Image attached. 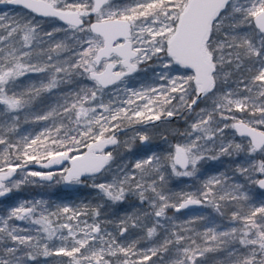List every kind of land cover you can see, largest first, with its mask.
Segmentation results:
<instances>
[{"label": "snow or ice", "instance_id": "6c2138e0", "mask_svg": "<svg viewBox=\"0 0 264 264\" xmlns=\"http://www.w3.org/2000/svg\"><path fill=\"white\" fill-rule=\"evenodd\" d=\"M0 4L29 13L16 19L0 15V197L29 177L51 182L58 175L55 183L89 188L98 198L94 206L60 203L53 209L32 200L8 208L0 215V264H36L39 257H63L64 264H145L157 257L164 264V254H172L169 264H208L207 254L219 251L227 253L223 264H264V199L253 200L245 185L230 183L224 172L203 179L193 192L166 187L171 176L196 177L202 161L241 156L245 162L234 161L232 171L264 190V178H256L264 176V0ZM37 17L63 26L46 31ZM61 32L64 37L57 39ZM66 52L70 56L63 59ZM150 62L155 86H129ZM30 74L43 75L22 87L20 78ZM77 78L91 83L77 84L62 103L34 116L51 120V127L12 139L23 111ZM162 119L184 125L171 133L180 142L163 137L170 144L166 154L154 151L144 132L119 138L122 126ZM226 129L239 142L226 139ZM137 140L141 147L133 152ZM121 148L131 158L117 162ZM32 162L62 167L59 174L31 171L13 179ZM190 206L220 217L232 206L229 226L220 230L211 214L194 213L180 225L167 215L168 209ZM109 209L111 217L102 214ZM198 222L203 231L195 227ZM133 230L143 235L133 238ZM157 236L156 246L137 248L140 240Z\"/></svg>", "mask_w": 264, "mask_h": 264}, {"label": "trees", "instance_id": "16d2710c", "mask_svg": "<svg viewBox=\"0 0 264 264\" xmlns=\"http://www.w3.org/2000/svg\"><path fill=\"white\" fill-rule=\"evenodd\" d=\"M7 13H8V16L11 17L12 19L22 18L24 16L29 15L27 10L20 8V7H13V9ZM0 15H3V14H0ZM12 19L5 21V23L11 24ZM37 19L38 20L42 19L44 23L51 21L50 19H43V18H39V17H37ZM52 21H53V23L45 24L44 26H46V27H43V29L46 31H49L53 27L63 26V23H61L60 21H56V20H52ZM2 31H3V29H0V32H2ZM56 37H57V39H62L64 37V33L63 32L57 33ZM45 39H47V38H45ZM61 56L63 59H68L70 56V53H67V52L62 53ZM42 75L43 74H30L29 76L21 77L20 81L22 82V87H26L29 84V82L39 83V80H40V78H42ZM90 83H91L90 81L80 80V78H77L76 82H70V83L62 85L61 89L57 90L53 94H43L41 96V98L37 102H35L34 105H32L29 109L23 111L20 114L21 118L19 121L18 130L16 133L11 134L12 139L13 140H19L21 135L31 136V135L38 134L40 131L43 130V128L46 125L48 127H51V124H52L51 120L50 121H36L34 119V116L37 114H42V113L46 112L49 109V106L56 107L58 102L62 103L63 102V100H62L63 96L66 93L72 92L77 87V84H79L80 86H86V84L90 85ZM0 107H2V106H0ZM53 119L59 121L60 118L54 117ZM163 124H166V123L159 122V123L153 124L151 126H145V127H140V128H146V127L152 128L154 126L155 131H152V134L153 133L156 134L159 130L156 127H159ZM169 125L172 126L173 123L171 122ZM128 126H132V125H128ZM135 128H137V127H135ZM154 134H153L154 137H152V140H151L153 150L157 151L158 153H161V154H166V150L168 149V147H166L164 145V143H165V142H163L164 140L161 141L160 137L155 136ZM121 136L122 135H119L120 139H121ZM171 137L175 139V136H171ZM2 147L3 146H0V148H2ZM258 159H259V157H258ZM237 160L241 162L242 158L240 156H237V157L224 156V157H221L220 160L211 161V162H209V164H203V167H201V169H200L202 174L199 177L194 178L193 180H189V179L187 180L186 179V180H181V181L179 180L178 181V178L171 176L169 178V182H168L166 187H167V189H170L173 192H182V191L193 192V191H196L197 188L200 187L203 179L207 178L208 176L215 175L216 173H220V172L224 171L226 173L229 172L228 174L231 175L230 183L236 182V183H240V184L245 185V190L249 192V195L252 197L253 200L259 201V200L264 199V190L259 189L257 185H252V184L248 183L246 180V177L241 176L239 173H234L232 171V169L235 168L234 161H237ZM226 165H230V166H226ZM167 175L168 174L166 173V176ZM256 177H262V176H260L257 173ZM186 183H190V184L186 185ZM22 191H24V190L22 189ZM232 204L234 205L235 202H232ZM191 210L192 209H189V211H191ZM232 210H233L232 206L225 208L224 209V211H225L224 217L218 216L216 213H214L209 208H205L201 212H195V213H203L205 215L211 214L213 217H215L216 222L220 225V230H226L227 227L229 226L228 217L230 216ZM186 211L187 210L176 212L174 209H168L167 213L175 218V221H174L175 224L180 225V224H183L184 221L191 219L192 215L194 214V213L186 214ZM111 212H112V210L109 209L107 213H102V214L111 217ZM121 215H123V213H121ZM195 227L197 228V230L203 231L202 222H198L195 225ZM108 228H110L112 230L111 225H108ZM133 231H136L138 233V236L133 237V238H138L139 236L143 235V232L141 230H133ZM160 235L162 236L163 233H161ZM159 239H160V236L154 237L152 240L142 239L137 244V248L141 249V250H146L147 248L154 247V246H156V242L159 241ZM200 242L201 241L198 240V243H200ZM171 255L172 254H164V264H169ZM226 256H227V253L225 251L208 253L207 254L208 264H223V262L226 259ZM65 260H66V258H60L58 260H52V261H47V262H48V264H64ZM45 261H46V259H45ZM154 261H155V264H161L160 260L157 257H152V259L149 261H146L145 264H153ZM43 264H45V262Z\"/></svg>", "mask_w": 264, "mask_h": 264}, {"label": "rangeland", "instance_id": "374dc122", "mask_svg": "<svg viewBox=\"0 0 264 264\" xmlns=\"http://www.w3.org/2000/svg\"><path fill=\"white\" fill-rule=\"evenodd\" d=\"M13 9V7H11L10 5H4V4H0V14H4L7 12H10ZM40 24L42 25V27H46L44 26L45 24H50L53 23V21H49L47 23H44L42 19H39ZM52 29H50L49 31H51ZM142 69H146V71H142L139 75L135 76L133 79L129 80V86L134 87L139 89L141 87L142 84H147V83H153L155 86V78L153 76V65L150 62L149 64H145L142 65L141 67ZM159 69H157L158 71ZM233 79H235V77H233ZM88 85V84H86ZM233 87H235V85H232ZM107 91V90H105ZM117 98L122 100L124 98V93L120 92L117 93ZM109 99L108 96H105V102H107V100ZM139 103V101H138ZM203 106V105H202ZM179 124L175 127L173 126H159L156 127L158 130V132L156 134H154L155 136H159L160 140H164L163 137H167V140L171 143V144H175L177 142H180L179 137H176L175 135L171 134L173 129L176 128H180L181 130L183 129V121L179 120ZM142 124H135L132 125L133 128L130 129H126L130 126H122L123 131L119 132V135L121 136V140H131V138L133 136L136 135V133L138 131L140 132H144L146 134H148L151 138L154 137L152 134V131L154 130V126L152 128H140ZM137 127V128H135ZM157 131V130H156ZM226 139H234L236 142H239V137H233L232 136V132L231 130L226 129L225 130ZM171 136H175V139L172 138ZM157 139V138H156ZM165 142V141H163ZM164 145L166 147H170L169 143H164ZM141 147V145L139 144V141L137 140L134 145H133V152H135L137 150V148ZM120 154L119 156H117V162H123L121 160L122 157H127V158H131V155L125 151V149L121 148L120 150ZM114 155H116V153H114ZM233 157H237V156H233ZM241 157V156H240ZM242 158V163L245 162L246 158L245 157H241ZM212 160H209L207 162L202 161L201 164H209V162H211ZM255 162V161H254ZM226 166H230V165H226ZM61 167H56V168H52V169H46L43 167H38V168H27V169H22V170H18L13 179L14 180H21L24 178L25 174L27 172H31V171H41V172H47V171H53L56 172L57 174H59V172L61 171ZM200 167V166H198ZM201 169V168H200ZM224 172V171H223ZM226 173V172H224ZM229 173V172H228ZM228 173H226L229 177H231V175H229ZM201 170L197 173L196 177H175L178 178V181L180 180H193L194 178H197L201 175ZM219 173H216L215 175H218ZM58 178L54 177L53 181L49 182V181H41L39 177H29L28 181L29 182H25L23 184L20 185L19 189H14L13 192L8 193L6 196L4 197H0V215H5L6 214V210L10 207L16 206L18 205L20 202L22 201H32V200H44L47 201L48 206L54 209V206L56 204H60V203H64V204H69V205H79L81 204V202H83L84 204H90V205H95V203L98 202V198L95 195V192L89 188H79V186H69L63 183L57 184L55 183V180ZM256 178H260V177H256ZM190 183H186V185H189ZM35 188V189H34ZM79 188V190H77ZM22 189L24 191H22ZM205 208L199 206L196 208H193L191 211L187 210L186 214H191V213H195V212H201L202 210H204ZM168 216H171L167 213ZM172 217V216H171ZM83 218V217H82ZM91 219H89V223H91ZM10 223H15L16 225L24 228V227H29L28 223L26 221H13ZM109 231H112L109 228ZM60 258L63 257H39L38 258V262H36V264H43L45 262V259L47 261H52V260H58Z\"/></svg>", "mask_w": 264, "mask_h": 264}, {"label": "water", "instance_id": "95a60500", "mask_svg": "<svg viewBox=\"0 0 264 264\" xmlns=\"http://www.w3.org/2000/svg\"><path fill=\"white\" fill-rule=\"evenodd\" d=\"M11 7H20V6H17V5H10ZM20 8H22V7H20ZM62 22V21H61ZM157 122H159V121H155V122H152V123H147V124H142V125H140V126H146V125H152V124H154V123H157ZM130 128H133V126H130V127H128V128H126V129H130ZM123 131V130H122ZM121 132V131H120ZM38 168V167H42L41 166V164H37V163H35V162H32V163H29L28 165H26V167L24 168V169H27V168ZM56 167H59V166H53L52 168H56ZM51 168V169H52ZM47 169V168H46ZM18 170H22V169H17V171ZM16 171V172H17ZM15 175V174H14ZM14 177V176H13ZM260 178H264V176H262V177H260ZM259 188V187H258ZM260 189V188H259ZM262 190V189H261ZM196 207H199V206H190V208H188V209H191V208H196ZM183 210H187V209H182L181 211H183Z\"/></svg>", "mask_w": 264, "mask_h": 264}, {"label": "flooded vegetation", "instance_id": "af4514ba", "mask_svg": "<svg viewBox=\"0 0 264 264\" xmlns=\"http://www.w3.org/2000/svg\"><path fill=\"white\" fill-rule=\"evenodd\" d=\"M61 22V21H60ZM61 23H63V22H61ZM142 67V66H141ZM159 122H163V119L161 120V121H159ZM159 122H157V123H159ZM164 123V122H163ZM172 123H173V125L172 126H177V125H180L179 124V120H173L172 121ZM154 124H156V123H154ZM170 123H166V124H163L164 126H170L169 125ZM153 125V124H152ZM163 125H161V126H163ZM146 126H151V125H146ZM141 127H145V126H141ZM191 209H193V208H191ZM187 210H189V209H187Z\"/></svg>", "mask_w": 264, "mask_h": 264}]
</instances>
